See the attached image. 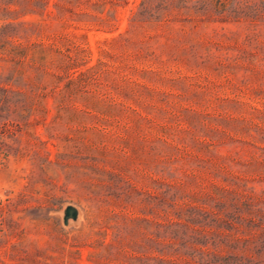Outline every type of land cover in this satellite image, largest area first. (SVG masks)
Instances as JSON below:
<instances>
[{
    "label": "rangeland",
    "instance_id": "rangeland-1",
    "mask_svg": "<svg viewBox=\"0 0 264 264\" xmlns=\"http://www.w3.org/2000/svg\"><path fill=\"white\" fill-rule=\"evenodd\" d=\"M138 2L48 0L39 13L33 0H0V24L25 30L13 38L24 54H0L11 96L0 99V264H115L116 250L142 231H116L114 218L119 227L123 217L160 218L163 179L179 203L231 175L264 194V72L156 66L126 54L108 39ZM30 21L38 33L27 31ZM32 41L51 46L46 60L67 46L79 62L71 70L97 72L76 97L53 99L51 85L36 83ZM125 189L126 205L117 199ZM67 203L80 215L65 225Z\"/></svg>",
    "mask_w": 264,
    "mask_h": 264
},
{
    "label": "trees",
    "instance_id": "trees-1",
    "mask_svg": "<svg viewBox=\"0 0 264 264\" xmlns=\"http://www.w3.org/2000/svg\"><path fill=\"white\" fill-rule=\"evenodd\" d=\"M47 2L33 0L38 9H32L42 13ZM55 4L62 14L65 3ZM40 27L30 21L26 29L38 33ZM24 33L23 23L0 24V54H24L23 49L17 52L13 41ZM108 41L156 66L174 61L189 70L206 68L233 75L264 72V0H139L126 28ZM50 48L42 41L31 43L36 83L43 80L51 85L53 99H72L98 67L93 64L76 72L71 69L79 62L67 46L58 57L46 60ZM151 71L142 68L140 73ZM8 92L0 85L2 101L11 97ZM17 94L23 99L20 91ZM160 182L167 186L159 197L160 218L123 217L120 227L114 218L116 231L126 227L129 234L142 231L140 239L131 237L125 248L116 250L115 264H264V194L255 195L245 179L226 176L224 184L214 183L211 191L201 194H186L188 201L182 203L177 202L173 183ZM121 193L117 199L128 204L131 191Z\"/></svg>",
    "mask_w": 264,
    "mask_h": 264
},
{
    "label": "water",
    "instance_id": "water-1",
    "mask_svg": "<svg viewBox=\"0 0 264 264\" xmlns=\"http://www.w3.org/2000/svg\"><path fill=\"white\" fill-rule=\"evenodd\" d=\"M62 213V221L65 225H67L71 220L76 222L80 215L79 207L73 203H67L61 210Z\"/></svg>",
    "mask_w": 264,
    "mask_h": 264
}]
</instances>
